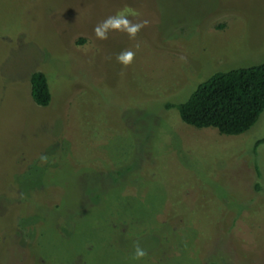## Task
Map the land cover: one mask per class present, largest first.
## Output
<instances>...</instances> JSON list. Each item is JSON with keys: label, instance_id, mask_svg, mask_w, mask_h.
Wrapping results in <instances>:
<instances>
[{"label": "rangeland", "instance_id": "374dc122", "mask_svg": "<svg viewBox=\"0 0 264 264\" xmlns=\"http://www.w3.org/2000/svg\"><path fill=\"white\" fill-rule=\"evenodd\" d=\"M118 11L149 23L97 39ZM261 62L264 0H0V264H264V108L226 135L173 106Z\"/></svg>", "mask_w": 264, "mask_h": 264}, {"label": "trees", "instance_id": "16d2710c", "mask_svg": "<svg viewBox=\"0 0 264 264\" xmlns=\"http://www.w3.org/2000/svg\"><path fill=\"white\" fill-rule=\"evenodd\" d=\"M82 42V38L76 40L77 44ZM28 80L31 100L36 105H46L50 94L45 75L39 70L32 71ZM173 106L186 124L213 127L226 135L239 134L256 121L264 108V62L215 71L200 82L187 99ZM263 141L264 137L255 144ZM254 187L260 189L258 183Z\"/></svg>", "mask_w": 264, "mask_h": 264}, {"label": "clouds", "instance_id": "9594fccd", "mask_svg": "<svg viewBox=\"0 0 264 264\" xmlns=\"http://www.w3.org/2000/svg\"><path fill=\"white\" fill-rule=\"evenodd\" d=\"M149 22L147 20H143L140 22H133L128 18L127 11H118L114 15L108 16L103 21L97 23L93 29L94 34L99 40L108 39L109 32H123L128 35L130 39H135L139 31L146 27ZM139 48V44L136 45ZM136 53L130 49H123L116 55V60L122 66L127 67L131 65L135 59ZM147 251L140 245L137 241L134 244V259H143L147 256Z\"/></svg>", "mask_w": 264, "mask_h": 264}]
</instances>
